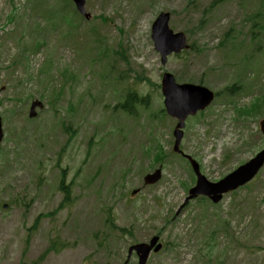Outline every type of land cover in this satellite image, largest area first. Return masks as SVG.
Wrapping results in <instances>:
<instances>
[{
    "label": "rangeland",
    "instance_id": "374dc122",
    "mask_svg": "<svg viewBox=\"0 0 264 264\" xmlns=\"http://www.w3.org/2000/svg\"><path fill=\"white\" fill-rule=\"evenodd\" d=\"M53 1L63 2L46 4ZM214 1L86 0L89 20L51 29L30 17L26 0H0V264L33 260L42 251H48L43 264H121L129 237L118 238L104 220L111 211L115 225L128 229L127 199L135 189L141 207L151 211L152 228L163 229L169 244L149 264H204L197 261L202 247L194 237L206 236L212 217L197 223L192 209L174 217L194 181L170 155L175 121L161 112V75L169 73L177 83L202 79L218 94L201 117L186 122L180 146L209 181L264 146L258 127L264 109L244 115L264 98V0H221L211 10ZM162 12L170 13L171 30L183 32L197 52L160 63L151 25ZM257 13L260 26L250 33ZM226 33L231 45L221 44ZM243 55L249 57L245 65ZM128 91L147 97L135 118L115 108ZM33 101L44 107L31 119ZM159 145L170 154L156 164ZM158 167L160 181L144 187L143 176ZM61 171L71 189L64 201ZM236 208L243 232L237 223L231 225L236 235L231 232L243 236L236 241L242 249L219 236L209 264H264V168L250 186L223 197L220 214L231 216ZM153 233L142 228L137 239Z\"/></svg>",
    "mask_w": 264,
    "mask_h": 264
},
{
    "label": "water",
    "instance_id": "95a60500",
    "mask_svg": "<svg viewBox=\"0 0 264 264\" xmlns=\"http://www.w3.org/2000/svg\"><path fill=\"white\" fill-rule=\"evenodd\" d=\"M75 6L76 11L83 16L86 20L90 15L84 9L85 0H71ZM169 14L162 13L157 16L151 27V38L154 43L155 50L160 54L161 64L165 65L167 57L171 54H179L182 50H186V38L182 33L174 34L168 28ZM161 93L164 98L163 105L166 114L177 120V124L173 130L174 144L173 152L182 154L179 146L183 137L184 122L189 116H194L197 112L205 110L213 101L214 94L208 89L193 84L175 83L172 75L165 73L161 79ZM42 109L43 105L39 101L31 103L29 109V118L35 117V110ZM259 127L261 133L264 135V120L260 121ZM3 138V132L0 119V143ZM189 160L191 168L196 176V184L189 190V196L186 201L195 199L197 196H205L213 203H217L222 198V195L236 190L239 187L249 183L264 165V149L257 153L252 159L245 164L239 166L233 172L225 176L223 179L216 183H210L199 172L198 164ZM161 177L160 170H156L152 174L144 177L145 185L155 184ZM7 205H3L6 209ZM156 238H153L149 244L137 246L140 248L137 251L140 256V264H144L148 256L149 249L154 247ZM158 249H156L157 251Z\"/></svg>",
    "mask_w": 264,
    "mask_h": 264
},
{
    "label": "flooded vegetation",
    "instance_id": "af4514ba",
    "mask_svg": "<svg viewBox=\"0 0 264 264\" xmlns=\"http://www.w3.org/2000/svg\"><path fill=\"white\" fill-rule=\"evenodd\" d=\"M222 202L223 200H221L217 204H212L208 200L206 201V200H201V199H196V200L189 201V202H185V200H182L181 203L178 204L177 206L176 212L178 216L175 218L184 217V215L189 212V209H192L193 221L197 223H202L206 221L207 216L209 214L212 217V221H211L212 228L207 233H205L206 236L194 237V241L195 239H197V241H195L197 247H202V249L210 248L215 243V240H217L218 237L220 236V237H225V239L228 241H231L237 249L241 250L242 247H240V245L237 244L236 241H239L242 243L243 236H240V237L235 236L236 233L234 231V228L231 225L237 223L236 225L240 226L239 230L243 232V227L241 223L242 214L238 211V208H236L235 212L232 213V215L230 214L231 216H228V215H225L224 217L221 216L220 206ZM140 203L141 202H139L138 199H131V195L129 196L128 198L129 235L128 236H129L130 243L127 248V251H128L126 255L127 264H140L139 254L136 252L139 250H137L136 247L134 246L141 245V244L147 245L154 237H156L157 241L155 243V246L149 249V254L145 260V264H149V262L153 258L161 255L164 251H167L169 248V244L166 243L162 238L164 230L161 228L158 230H155L152 228L151 221H150L151 211L149 210V208H146V206L141 207L142 204ZM203 204H204V207H202ZM155 205L157 208L161 207V204H158V205L155 204ZM201 208H206V210L201 211ZM166 212L167 210L165 211V216H166ZM138 223H142L144 227L139 226ZM207 225L208 224L206 223V225L204 226L205 230H208ZM142 228L146 232L155 231V233L150 234L147 240L145 239L139 240L137 239V236L142 232ZM231 229H233L235 235H232ZM156 249L158 250L156 251ZM47 252L48 251H42L41 256L33 260H29L28 257H27V260H22V261L19 260L20 261L19 264H43V261L46 256L43 259H42V256L46 255ZM123 262L124 261H122L121 264H123Z\"/></svg>",
    "mask_w": 264,
    "mask_h": 264
},
{
    "label": "trees",
    "instance_id": "16d2710c",
    "mask_svg": "<svg viewBox=\"0 0 264 264\" xmlns=\"http://www.w3.org/2000/svg\"><path fill=\"white\" fill-rule=\"evenodd\" d=\"M47 0H33V2H31L30 0L28 1V3L30 4V11L32 13V17L36 18H40L42 19L43 23H45L46 26H49L51 29L53 28L54 25H57V23H62L65 22L66 24L70 25L73 24V20H78V15L76 14V12L74 11L72 5L68 2V0H62V4L58 3L57 1H53L51 3V5H47L46 4ZM221 0H215L213 3H211L209 5V9H214L220 2ZM239 2H243L244 0H238ZM264 2V1H263ZM264 4V3H263ZM72 7V9L70 8ZM260 13H257L253 16L252 18V26L250 29V33H253V28H257L259 23L257 22V19L259 17ZM11 19V18H10ZM232 38V36H230V34H225L221 44L225 45H231L232 41H230ZM260 40L257 42L256 45H259ZM30 48V47H29ZM32 49V48H31ZM29 49V50H31ZM191 51H196L194 45H191L190 47ZM106 59H108V55L104 56ZM21 58V57H20ZM20 58H17V61H19ZM241 60L246 63L249 61V57H247V55H243ZM199 84H203L202 79H200L198 81ZM229 89H224L223 92L225 93L226 91H228ZM243 92V91H242ZM264 92V91H263ZM262 92V93H263ZM238 93V92H237ZM262 96V94H261ZM130 98H133V104L135 106V109L138 106H142V103H145V99H143L144 97H142L141 95H139L137 92H135V96H130ZM129 102V99L126 100V104ZM119 104L122 106V103L119 102ZM125 104V102H124ZM123 109H125V107H123ZM264 109V98L260 101H258L256 107L254 109H242L239 110L238 113L241 115L244 112V115H249V116H253L255 114H257L259 112V110H263ZM242 117V116H241ZM63 127L66 131H69V128L67 127V125L63 124ZM161 146H158V148L155 150L153 156V162L154 163H159V160L166 158L170 153H165L161 150ZM156 159V160H155ZM63 174V172H62ZM59 190L63 193L64 195V200H68L69 195L71 194V189L69 186H65L63 183V179L61 180V182L59 183L58 186ZM69 201L64 202V204H67ZM112 228H116L113 227ZM117 230V229H116ZM118 233L124 232L125 230H117ZM61 249L64 248V245H62L60 247ZM56 251H59L56 248Z\"/></svg>",
    "mask_w": 264,
    "mask_h": 264
}]
</instances>
